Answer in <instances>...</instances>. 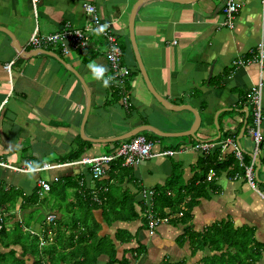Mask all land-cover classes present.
Returning <instances> with one entry per match:
<instances>
[{
  "label": "crops",
  "instance_id": "crops-1",
  "mask_svg": "<svg viewBox=\"0 0 264 264\" xmlns=\"http://www.w3.org/2000/svg\"><path fill=\"white\" fill-rule=\"evenodd\" d=\"M138 1L40 0L36 15L31 0H0V106L7 100L0 114V159L11 165H0V221L10 232L21 229L39 236L41 221L32 225L39 214L46 220L54 212L64 221L61 211H79L72 216L79 217L81 227L98 224L100 236H107L98 264H108L112 252L117 261L111 264H165L186 257L187 264H196L198 259L194 262L189 256L188 243L181 245L177 240L184 232L183 224L165 220L154 234L149 233L145 218L152 206L143 192L165 186L178 168L184 184L193 180L203 158L194 148L197 141H213L215 149L225 155L234 151L231 143L222 146L230 138L251 156L254 143L248 121L252 122L253 106L248 93L257 84L264 85V60L258 51L264 38V0H244L233 29L221 25L225 0H146L137 7L136 38L153 85L173 104L197 109L202 123L197 138L140 132L154 141L156 150L176 153L134 166L115 165L111 170L110 163L105 175L94 179L90 167L79 162L82 158L111 152L131 138L120 137L144 125L176 133L195 123L191 110L166 108L146 85L129 35L130 17ZM87 2L96 5L102 22L125 48L124 61L131 75L123 91L112 80L108 43L99 30L90 32L92 46L85 51L64 53L61 46L34 48L29 44L36 28L40 34L58 32L66 24L85 28L90 19L84 7ZM9 62L11 73L4 69ZM89 95L91 105L86 113ZM44 163L56 166L41 169ZM260 164L254 169L257 189L245 174H217L213 179L216 193L201 198L192 211L196 230L229 217L237 225L254 226L257 239L264 243L261 159ZM41 179L51 183L50 190H43ZM108 191L103 204L100 195ZM64 201L68 206L62 205ZM115 208L127 215L133 208L138 218L110 221ZM62 228L66 231L65 224ZM118 233L130 240L118 239ZM139 244L145 249L138 254ZM12 247L21 257L22 245ZM29 255L25 258L31 259ZM260 263L264 264V252Z\"/></svg>",
  "mask_w": 264,
  "mask_h": 264
},
{
  "label": "trees",
  "instance_id": "trees-1",
  "mask_svg": "<svg viewBox=\"0 0 264 264\" xmlns=\"http://www.w3.org/2000/svg\"><path fill=\"white\" fill-rule=\"evenodd\" d=\"M124 49L123 46L122 50ZM117 90L122 91L121 89ZM249 123H251L250 119L248 121V124ZM250 161L251 156L247 153L243 154V162H241L234 151L222 155L221 150L214 149L212 152L203 155V158L198 163L196 176L188 184L182 182L181 170L178 168V170L176 169V172L172 173L169 177L165 186H156V188H154L155 195L152 200L153 213L162 220L166 219V221L170 220L173 224L181 223L184 225V232L177 240L181 245L188 243L190 248L189 255L193 258L198 256V260H195L196 264H261L260 261L264 252V243L257 239L256 228L254 226L249 224L237 225L235 221L229 217L215 221L202 230H196L192 223V211L199 204L200 199L211 198L213 193H216L214 180H207L208 171L214 168L217 174L223 171H228L232 176L236 173L245 174L246 165H248ZM122 162V158L111 162L109 169L111 170L113 166H118L122 164ZM261 163L264 165V156L261 157ZM108 194L109 191L100 195L103 204L107 203L106 198H109ZM187 196L190 197L189 200H186ZM89 202L92 203L93 201L89 199ZM183 205L185 207L184 209ZM129 210L132 212L130 215H127L122 214V210L115 208L113 211L114 214L109 217L110 221L116 219H137V212H135L133 208ZM180 212H183L182 216H178ZM54 223L57 224L56 227L62 228L64 221L61 219L58 220L57 218ZM78 223L79 221L75 222L76 227L74 226L75 228L72 229L70 233L71 242L76 245V249L71 254V260L62 256L60 262L69 264H98L99 257L103 253L102 246L107 243V236L105 238L100 236L99 231L101 226L98 224L93 226L89 224L84 226V224H82L83 227H81L79 225L80 223ZM145 223L148 224L147 218H145ZM51 224L53 223H48L46 220L42 222L46 231L50 229L49 225ZM78 225L79 228L77 227ZM22 232L24 233L25 231ZM64 234V232L58 233L56 230L55 242L49 244L50 246L47 245L49 246L47 247L40 245L39 236L34 233L36 243L29 244L23 239L22 233L10 232L5 223L0 221V264H47V259L54 264V262H52V257L60 253L62 254L57 243L60 242L61 244ZM117 237L122 241L130 240V237H127L126 240L122 239L119 233ZM16 244H20L23 247V254L21 257L18 256L17 250L12 247ZM110 246L112 248L114 247L112 240H110ZM2 247L3 249L1 250ZM4 248L10 249L6 251ZM144 249L145 246L139 244L138 248H136V252L139 254L143 252ZM52 252L58 253L51 256ZM28 254H31L33 261H31L30 258H25ZM116 261V254L112 252L108 264ZM187 263V257L178 262H171L168 260L165 262V264Z\"/></svg>",
  "mask_w": 264,
  "mask_h": 264
},
{
  "label": "built area",
  "instance_id": "built-area-1",
  "mask_svg": "<svg viewBox=\"0 0 264 264\" xmlns=\"http://www.w3.org/2000/svg\"><path fill=\"white\" fill-rule=\"evenodd\" d=\"M40 0H31L34 13L37 15L38 3ZM244 6V0H225L222 6V12L224 14V20L221 25L233 29L236 23V17ZM85 10L90 15V19L86 24L85 28H76L70 24H66L60 31L50 34H40L36 28L32 33L29 44L34 48H42L44 45H54L61 46L64 53L71 52L72 49L85 51L92 46L91 31L99 30L104 36L108 43V49L106 52L107 59L109 62V68L111 71V76L116 87L120 88L122 91L126 88L125 79L131 75V68L124 61V53L118 41L117 35H115L107 27L106 22H102V18L98 12L96 5L87 2L84 4ZM258 51L260 55V60H264V38L258 44ZM239 61L238 64H242ZM4 69L11 73L12 63L9 62L4 65ZM263 82L254 86L248 93L250 103L253 106L252 122L250 124L249 132L253 139L254 148L251 153V162L246 165L245 176L252 188L257 189V180L254 175V169L257 162L263 157L264 153V131L262 129L264 114H263V101H264V90ZM128 98L124 97V102H127ZM7 100H4L3 104L0 106V114ZM232 144L234 147V152L238 159L243 162L244 151L238 146L232 139L226 138L222 146L227 144ZM216 147V143L213 141H197L194 144V148L201 151L203 155H206ZM176 152L172 149H155V143L149 139L145 134L138 133L122 141L117 147H115L111 152L107 154H102L93 157H84L79 162L87 164L92 172V177L94 179H100L106 173V169L109 164L116 161L119 158L123 159V166H134L140 164L142 161L154 157L169 156L174 155ZM0 165L9 166L11 165L0 159ZM56 165L51 163H44L41 169L53 168ZM28 169V168H27ZM22 168L20 170H27ZM217 176V171L211 168L208 171L207 180L212 181ZM39 185L43 190H50L51 183L45 179L39 181ZM144 196L149 198L148 202L152 206L153 196L155 195L154 189H145ZM94 199H97L95 196ZM99 201V199H97ZM183 212H180V216ZM146 218L148 220V225L150 227L151 234H154L156 228L160 223L165 220L160 219L155 216L150 208L146 212ZM57 219V214L51 212L47 215L46 221L48 223H53ZM43 240V239H42Z\"/></svg>",
  "mask_w": 264,
  "mask_h": 264
},
{
  "label": "water",
  "instance_id": "water-1",
  "mask_svg": "<svg viewBox=\"0 0 264 264\" xmlns=\"http://www.w3.org/2000/svg\"><path fill=\"white\" fill-rule=\"evenodd\" d=\"M146 0H139L138 3L135 5V7L132 10V14L130 17V23H129V35H130V40L132 43V47L135 53V57L139 66V69L141 71V74L144 77V80L146 82V85L148 87V89L150 90V92L153 94V96L157 99L158 102H160L163 106H165L168 109H173V110H178V109H189L194 113L195 116V123L193 124V126L184 132H176V133H169V132H163L158 130L157 128L150 126V125H144L141 126L138 129H135L131 134L127 135V136H123L120 137L118 140L121 139H126V138H130L140 132H143L144 130H150L154 133H156L158 136H193L194 138H197L196 136V131L199 129V127L201 126L202 123V116L201 113L193 108L191 105L185 104V105H177V104H173L171 101L165 99L162 95L159 94V92L156 90L155 86L152 83V80L150 79V76L148 74V71L146 69L145 63L143 61L142 55L140 53V49H139V45L137 42V38H136V33H135V13H136V9L137 7L142 4L143 2H145ZM177 2H181L182 0H175ZM64 63V61H62ZM78 76V75H77ZM79 77V76H78ZM91 105V96H88V101H87V111L86 113H88V109L90 108ZM95 141H98L99 139H93ZM257 165L260 167V160L257 162ZM256 174L258 175V171L256 170Z\"/></svg>",
  "mask_w": 264,
  "mask_h": 264
},
{
  "label": "rangeland",
  "instance_id": "rangeland-1",
  "mask_svg": "<svg viewBox=\"0 0 264 264\" xmlns=\"http://www.w3.org/2000/svg\"><path fill=\"white\" fill-rule=\"evenodd\" d=\"M164 142H168L167 140H165L164 139ZM62 205H64V206H68L67 205V203L64 201V202H62ZM35 212H37V211H35ZM61 213L63 214V216H61L63 219H64V224H65V226H66V231L63 229V228H60V227H56V225L57 224H55L54 222H53V224H51V225H49V228L50 229H48L47 231H46V229H44V226L42 225L41 226V229H40V227L39 228H37V231L39 230V232H40V234L41 235H39V240H40V245L41 246H47V245H49V244H51V243H53V242H55V238H56V230H57V232L58 233H65L64 234V237L62 238V242H61V244H60V242L59 243H57V246H58V248H59V250L60 251H62V254L60 253V254H58L57 256H55V257H52V262H54V263H60V258L62 257V256H64L66 259H68V260H71V254H72V252H74V250L76 249V245L74 244V243H72L71 242V239H70V233H71V231H72V229H74L76 226H75V220L76 221H79V223H80V219H79V217L78 218H73V216H72V214H74V213H79V211H72L71 212V214H68L69 212L68 211H61ZM35 216V218H36V215H34ZM46 219V218H45ZM44 220V216L43 215H41V214H39V216L34 220V222L32 223V225H39V222L41 221V223H42V221ZM26 223H28L29 224V221L27 220L26 221ZM78 223V224H79ZM69 225V226H68ZM75 226V227H74ZM28 229L29 230H32V228H30V227H28ZM13 232H15V233H22L23 235V239L26 241V242H28L29 244H33V243H36V239L34 238V236L35 235H31L30 234V232L29 233H26V232H22L21 231V229H18V230H16V231H13ZM13 234V233H12ZM43 239V240H42ZM69 240V241H68ZM66 243V244H65ZM62 245V246H61ZM41 246H39L40 248H42ZM50 246V245H49ZM49 246H47V247H49ZM31 247H33V246H31ZM67 248V249H66ZM3 249V247L1 248V250ZM6 250H9V248H5ZM58 252H56V253H54V252H52L51 253V256H54V254H57ZM190 256V255H189ZM29 257H31L30 255H29ZM69 257V258H68ZM200 257V256H199ZM196 259H198V256L197 257H194L193 258V261L195 262V260ZM31 261H33L32 260V258H31ZM47 261L48 262H51L50 260H48L47 259Z\"/></svg>",
  "mask_w": 264,
  "mask_h": 264
},
{
  "label": "clouds",
  "instance_id": "clouds-1",
  "mask_svg": "<svg viewBox=\"0 0 264 264\" xmlns=\"http://www.w3.org/2000/svg\"><path fill=\"white\" fill-rule=\"evenodd\" d=\"M258 183V182H257ZM99 201H100V199H99Z\"/></svg>",
  "mask_w": 264,
  "mask_h": 264
}]
</instances>
